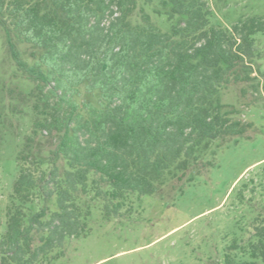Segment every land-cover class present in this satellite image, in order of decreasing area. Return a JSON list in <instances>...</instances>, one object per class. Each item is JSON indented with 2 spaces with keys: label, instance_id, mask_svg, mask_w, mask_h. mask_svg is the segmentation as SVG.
Listing matches in <instances>:
<instances>
[{
  "label": "trees",
  "instance_id": "obj_1",
  "mask_svg": "<svg viewBox=\"0 0 264 264\" xmlns=\"http://www.w3.org/2000/svg\"><path fill=\"white\" fill-rule=\"evenodd\" d=\"M213 19L209 0H0L6 53L32 85L6 92L11 114L24 100L32 121L15 154L0 264H53L66 238L89 232L95 207L108 220L190 182L215 142L252 127L223 94L259 91L253 36L264 19ZM248 188L237 198L252 210ZM251 226L224 264H264V202Z\"/></svg>",
  "mask_w": 264,
  "mask_h": 264
},
{
  "label": "rangeland",
  "instance_id": "obj_2",
  "mask_svg": "<svg viewBox=\"0 0 264 264\" xmlns=\"http://www.w3.org/2000/svg\"><path fill=\"white\" fill-rule=\"evenodd\" d=\"M209 4L213 21L224 26L241 18L264 19V0H209ZM163 19L154 17L165 30ZM253 38L259 52L254 59L259 91L237 84L223 94V101L240 111L237 119L252 127L222 145L215 142L203 158L204 166L188 171L190 182H172L174 188L168 185L161 193L143 195L128 212L108 220L95 207L88 219L89 232L66 238L59 250L62 255L53 264H224L232 241L251 236V219L264 202V34ZM9 88L25 96L32 85L17 73L0 30V235L5 230L17 146L31 133L32 121L24 100L19 104L23 113L11 114ZM241 88L247 90L245 96ZM244 183L249 186L245 198L253 197L252 210L248 201L241 205L237 198Z\"/></svg>",
  "mask_w": 264,
  "mask_h": 264
}]
</instances>
